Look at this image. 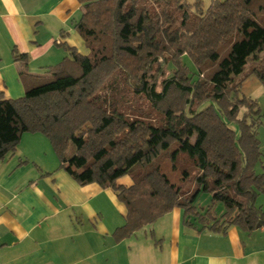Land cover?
I'll list each match as a JSON object with an SVG mask.
<instances>
[{"label":"trees","instance_id":"16d2710c","mask_svg":"<svg viewBox=\"0 0 264 264\" xmlns=\"http://www.w3.org/2000/svg\"><path fill=\"white\" fill-rule=\"evenodd\" d=\"M77 1L82 15L74 29L86 52L66 47L69 56L48 77L26 75L23 97L0 95V160L22 134L43 135L78 185L111 189L125 206L116 241L174 208L183 210L188 226L192 216L202 225L214 221L210 231L264 229V208L255 206L264 175L253 171L259 156L254 124L248 126L247 115L237 119L242 107L252 113L256 104L239 99L234 83L258 60L251 74L264 84V0H211L204 12L195 0L194 15L178 5V24L164 10L149 13L146 0ZM13 57L26 67L24 57ZM168 64L173 74L158 84ZM221 116L235 123L238 135ZM179 153L198 170L196 190L186 197L159 165ZM135 165L141 170L132 183L117 184ZM200 192L211 195L202 212L195 206ZM217 202L224 206L219 221L212 215Z\"/></svg>","mask_w":264,"mask_h":264},{"label":"crops","instance_id":"0c3cea01","mask_svg":"<svg viewBox=\"0 0 264 264\" xmlns=\"http://www.w3.org/2000/svg\"><path fill=\"white\" fill-rule=\"evenodd\" d=\"M81 15L77 0H0L2 97H23L26 75L48 77L69 56L66 47L86 52L74 29ZM50 146L43 135L25 133L0 160V264H264V229L210 231L212 223L194 217L188 226L179 208L116 241L125 206L111 189L78 185Z\"/></svg>","mask_w":264,"mask_h":264},{"label":"rangeland","instance_id":"374dc122","mask_svg":"<svg viewBox=\"0 0 264 264\" xmlns=\"http://www.w3.org/2000/svg\"><path fill=\"white\" fill-rule=\"evenodd\" d=\"M194 2L195 0H160V2L146 0L144 4L146 9H148L149 13H151L152 15L160 14L164 10L173 19H175L176 23L178 24L181 19L182 9H187L188 13L194 15V8L192 7ZM210 2L211 0H200V8L203 12L205 11V9L208 8ZM178 5H182L183 8L178 10ZM263 55L264 52L259 55V59H261ZM183 62L186 64V66L191 72L194 71L192 64L186 57H183ZM257 64L258 60L249 61L243 73L239 77L235 78L234 83L239 84V87L241 88L238 93L239 99H242L244 97L247 100H250L256 104V109H254L252 113L248 112V108L242 107L239 112H237V119L241 120L245 115H247L245 120L248 126L252 123L254 124V138L258 143L259 156L253 171L256 175H264V84L258 81L254 77V75L251 74L252 69L257 66ZM172 74L173 67L168 64L166 67H164V74L158 79V84H160L162 80L169 78V76H172ZM159 88L160 87H158L157 90H159ZM221 117L222 122L227 124V126L231 130L236 132V135H238L237 126L235 125V123H229V121L225 117ZM71 151L72 148L70 149L69 153H71ZM159 165L161 171L168 176L169 180L177 187H179L180 197L189 196L191 192H194L196 190L194 178L198 174V170L193 166L191 160L187 157V155L179 153L177 160L175 161L170 159V157L166 156L164 158H161V160L159 161ZM140 170L141 167L139 165H135L129 171V173L123 177V180L125 182H132L133 176L139 173ZM184 172H187V176L183 175ZM210 205L211 195L208 193L200 192L195 201V206L200 210L202 208H207ZM255 206L264 208L263 194L257 196ZM212 210V215L215 219V215H219L221 212L224 211V206L222 203L217 202L212 205ZM217 220L219 221L220 218L218 217ZM206 222V224H210L214 221L209 219Z\"/></svg>","mask_w":264,"mask_h":264}]
</instances>
